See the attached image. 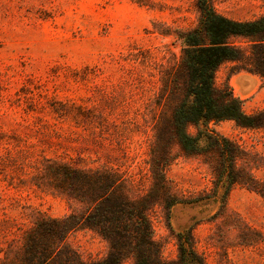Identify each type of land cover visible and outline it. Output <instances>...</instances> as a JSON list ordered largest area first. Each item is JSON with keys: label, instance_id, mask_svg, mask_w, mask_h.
Wrapping results in <instances>:
<instances>
[{"label": "rangeland", "instance_id": "1", "mask_svg": "<svg viewBox=\"0 0 264 264\" xmlns=\"http://www.w3.org/2000/svg\"><path fill=\"white\" fill-rule=\"evenodd\" d=\"M211 2L232 19L264 16V0ZM199 19L198 0H0V152L13 160L10 170L0 166V262L38 217L70 212L66 199L27 177L35 162L83 159L119 168L146 193L154 159L169 150L167 178L179 202L151 212L162 258L177 259V234L190 230L207 264H264V123L209 125L235 147L231 186L219 149L189 155L174 139L168 143L170 134L157 140L183 96L170 95L164 79L180 63L178 35ZM233 42L247 57L224 63L216 85L230 86L247 114L264 111L251 41ZM58 103L73 107L71 119L52 112ZM188 131L198 132L193 125ZM67 242L85 260L108 252L90 230Z\"/></svg>", "mask_w": 264, "mask_h": 264}, {"label": "trees", "instance_id": "2", "mask_svg": "<svg viewBox=\"0 0 264 264\" xmlns=\"http://www.w3.org/2000/svg\"><path fill=\"white\" fill-rule=\"evenodd\" d=\"M198 7V25L178 35L183 47L178 68L164 78L170 95L181 91L183 96L171 115L164 116L166 123L157 129V140L162 141V134H170L168 143L174 139L189 155L219 149L231 186L235 147L209 125L235 121L242 127H259L264 123V111L247 114L243 100L230 86L216 85V73L224 63L247 57L233 42L246 38L251 41V71L264 78V16L248 21L232 19L218 13L211 0H198ZM51 107L60 119L73 116L68 103ZM190 125L197 128L196 135L188 131ZM169 154L165 150L160 160L154 159L150 167L152 186L146 193L139 192L133 178L119 168L92 167L83 159L45 157L35 162L27 177L35 186L66 199L70 212L56 219L38 217L20 240H14L0 264H207L190 230L177 234L178 256L171 261L162 258L154 237L151 212L157 206L169 211L179 202L168 183ZM12 161L9 152H0L3 169L10 170ZM8 183L13 185V178ZM78 230H90L101 237L108 244L106 256L83 259L67 242Z\"/></svg>", "mask_w": 264, "mask_h": 264}]
</instances>
